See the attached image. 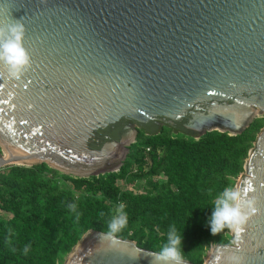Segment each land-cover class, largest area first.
<instances>
[{
	"label": "water",
	"instance_id": "95a60500",
	"mask_svg": "<svg viewBox=\"0 0 264 264\" xmlns=\"http://www.w3.org/2000/svg\"><path fill=\"white\" fill-rule=\"evenodd\" d=\"M14 20L31 65L10 80L0 63V169L98 176L139 130L237 135L264 116V0H0V28ZM235 186L258 211L238 250L213 244L201 264H264V122ZM105 233L87 230L63 264H152L154 251L110 248Z\"/></svg>",
	"mask_w": 264,
	"mask_h": 264
},
{
	"label": "trees",
	"instance_id": "16d2710c",
	"mask_svg": "<svg viewBox=\"0 0 264 264\" xmlns=\"http://www.w3.org/2000/svg\"><path fill=\"white\" fill-rule=\"evenodd\" d=\"M257 117L242 133L211 131L197 139L162 127L141 130L118 171L90 177L60 173L46 164L0 169V264H63L89 229L107 232L122 205L127 225L118 237L156 251L168 226L183 232L184 259L201 264L210 246L229 244L230 231L213 236L211 203L235 186L263 126Z\"/></svg>",
	"mask_w": 264,
	"mask_h": 264
},
{
	"label": "clouds",
	"instance_id": "9594fccd",
	"mask_svg": "<svg viewBox=\"0 0 264 264\" xmlns=\"http://www.w3.org/2000/svg\"><path fill=\"white\" fill-rule=\"evenodd\" d=\"M25 34L26 28L21 20H14L13 23L0 28V63L7 69V79L19 80L31 65V58L23 45ZM210 206L212 210L207 219L210 233L215 236L227 229L232 233L229 244L238 250L244 231L242 226L258 211L255 197H250L248 190L226 186L215 195ZM127 222L123 206L115 207L107 221V232L102 237L110 248L119 249L122 246L117 234L126 227ZM183 239V232L174 224H170L164 241L152 253V264H184ZM222 255L221 251L217 259ZM226 260L228 264H239V257L235 255L227 257Z\"/></svg>",
	"mask_w": 264,
	"mask_h": 264
},
{
	"label": "rangeland",
	"instance_id": "374dc122",
	"mask_svg": "<svg viewBox=\"0 0 264 264\" xmlns=\"http://www.w3.org/2000/svg\"><path fill=\"white\" fill-rule=\"evenodd\" d=\"M206 256V255H205ZM205 258V257H204Z\"/></svg>",
	"mask_w": 264,
	"mask_h": 264
},
{
	"label": "snow or ice",
	"instance_id": "6c2138e0",
	"mask_svg": "<svg viewBox=\"0 0 264 264\" xmlns=\"http://www.w3.org/2000/svg\"><path fill=\"white\" fill-rule=\"evenodd\" d=\"M6 102V101H5Z\"/></svg>",
	"mask_w": 264,
	"mask_h": 264
}]
</instances>
